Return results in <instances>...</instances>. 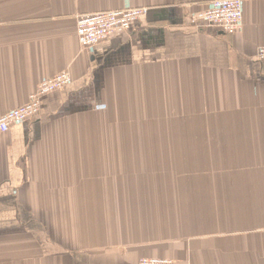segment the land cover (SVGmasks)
I'll use <instances>...</instances> for the list:
<instances>
[{"label": "crops", "instance_id": "crops-1", "mask_svg": "<svg viewBox=\"0 0 264 264\" xmlns=\"http://www.w3.org/2000/svg\"><path fill=\"white\" fill-rule=\"evenodd\" d=\"M214 0H0V264H264V0L240 31L186 24ZM145 8L91 53L78 16Z\"/></svg>", "mask_w": 264, "mask_h": 264}, {"label": "built area", "instance_id": "built-area-1", "mask_svg": "<svg viewBox=\"0 0 264 264\" xmlns=\"http://www.w3.org/2000/svg\"><path fill=\"white\" fill-rule=\"evenodd\" d=\"M145 8H125L78 16L76 38L79 46L91 53L94 47L111 38L126 33L131 24L142 18ZM243 19L242 0H214L201 11L188 12L185 22L193 28H209L216 32L232 35L240 31ZM255 59L264 63V46L257 49ZM71 82L67 72L42 80L29 95L28 101L0 116V134L7 133L12 127L33 120L40 112L41 99L64 90ZM137 264H179L170 259L142 258Z\"/></svg>", "mask_w": 264, "mask_h": 264}]
</instances>
